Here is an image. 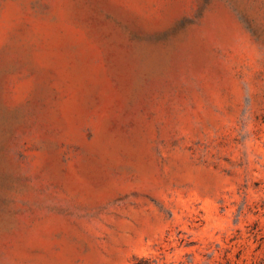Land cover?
Masks as SVG:
<instances>
[{
    "label": "rangeland",
    "instance_id": "1",
    "mask_svg": "<svg viewBox=\"0 0 264 264\" xmlns=\"http://www.w3.org/2000/svg\"><path fill=\"white\" fill-rule=\"evenodd\" d=\"M0 264H264V0H0Z\"/></svg>",
    "mask_w": 264,
    "mask_h": 264
}]
</instances>
